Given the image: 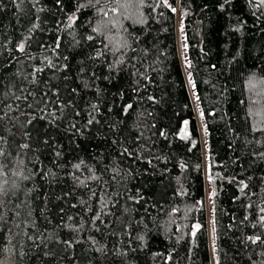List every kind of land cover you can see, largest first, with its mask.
Wrapping results in <instances>:
<instances>
[{
    "label": "trees",
    "instance_id": "16d2710c",
    "mask_svg": "<svg viewBox=\"0 0 264 264\" xmlns=\"http://www.w3.org/2000/svg\"><path fill=\"white\" fill-rule=\"evenodd\" d=\"M176 6L218 264H264L262 0H0V264H212Z\"/></svg>",
    "mask_w": 264,
    "mask_h": 264
},
{
    "label": "rangeland",
    "instance_id": "374dc122",
    "mask_svg": "<svg viewBox=\"0 0 264 264\" xmlns=\"http://www.w3.org/2000/svg\"><path fill=\"white\" fill-rule=\"evenodd\" d=\"M176 11H177V19H176L177 45L179 49L184 75L189 88L190 96L192 98L195 107V115L198 122L199 131L201 134V142H202L203 154H204L205 188H206V204H207V214H208V236H209L210 253L212 257V264H218V253H217L215 234L212 223L211 189H210V182L208 177L209 161H208V151H207L208 148L207 130H206L205 121L201 116L200 103L195 89L193 77L189 68L190 61L187 50L183 17L178 12L177 6H176ZM72 17H74V15Z\"/></svg>",
    "mask_w": 264,
    "mask_h": 264
},
{
    "label": "snow or ice",
    "instance_id": "6c2138e0",
    "mask_svg": "<svg viewBox=\"0 0 264 264\" xmlns=\"http://www.w3.org/2000/svg\"><path fill=\"white\" fill-rule=\"evenodd\" d=\"M262 2H264V0H262ZM19 48L21 51L24 50V44L21 43L19 45ZM129 107H131V105H129ZM201 115H203V113H201ZM91 122V121H89ZM185 125H187V121H185ZM0 141H4V138L3 137H0ZM28 145H23V147H27ZM3 150L0 149V156H3ZM3 168H4V165L0 164V176L4 175L3 173ZM7 181L5 180L3 183H0V196H3L5 194V188H4V184H6ZM3 201L0 200V205H2ZM262 211H264V209H262ZM261 220H264V217H261ZM195 227H199V225H196ZM249 239L253 240V242L255 243L256 241H259L261 239V237L259 236H256V237H249Z\"/></svg>",
    "mask_w": 264,
    "mask_h": 264
}]
</instances>
